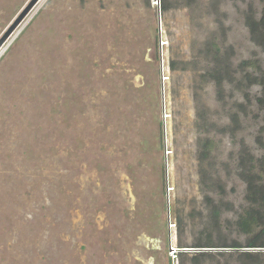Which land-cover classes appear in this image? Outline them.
<instances>
[{
    "label": "rangeland",
    "instance_id": "obj_1",
    "mask_svg": "<svg viewBox=\"0 0 264 264\" xmlns=\"http://www.w3.org/2000/svg\"><path fill=\"white\" fill-rule=\"evenodd\" d=\"M34 1L0 0V264H178L212 203L237 239L238 154L264 120L229 131L242 89L201 76L208 42L262 58L243 17L262 1Z\"/></svg>",
    "mask_w": 264,
    "mask_h": 264
},
{
    "label": "trees",
    "instance_id": "obj_2",
    "mask_svg": "<svg viewBox=\"0 0 264 264\" xmlns=\"http://www.w3.org/2000/svg\"><path fill=\"white\" fill-rule=\"evenodd\" d=\"M162 1L165 3L163 8H168L171 0ZM184 1L189 5L196 2V0ZM261 1L262 7L259 12L253 8L252 4H249L243 17L249 40L260 50L263 55L262 58L242 60L236 67H232L229 51L222 52L212 42H208L206 49H204L206 55L212 60V67L205 70L201 76L204 82L207 79H212L219 87L223 83H228L235 86L236 89L241 88L243 91L244 103L238 104V112L230 115L232 126L229 127V131L232 132L235 131V128L239 130L241 127L240 117L243 118V116L248 115L251 107L257 111L255 118H259L261 115L264 120V0ZM254 142L260 154L250 153L248 146L245 145L244 148L242 146V150L238 154L239 160H237V175L245 186L244 199L246 205L234 221V226L238 232L237 237H242V239H228L222 235L220 230H216L222 228V222L219 219V207L212 203L206 221H202L203 233L196 240V243L193 246H183L178 242V249L190 247L194 249L193 253L178 251L175 255L178 264H204L208 260L234 256L237 252H242L239 253L238 259L243 264H264V253L249 252L250 250L260 251V249H264V124L256 132ZM206 143L209 144L208 141H205L203 147L209 148L205 145ZM205 153L209 155V149L208 152L204 150V157H208ZM200 172L205 181L212 183L211 186L216 185L206 170L202 168ZM175 221L179 227L182 226L181 218ZM215 248L226 250L215 253L207 250ZM242 249L249 250L243 251Z\"/></svg>",
    "mask_w": 264,
    "mask_h": 264
},
{
    "label": "flooded vegetation",
    "instance_id": "obj_3",
    "mask_svg": "<svg viewBox=\"0 0 264 264\" xmlns=\"http://www.w3.org/2000/svg\"><path fill=\"white\" fill-rule=\"evenodd\" d=\"M155 241H156V240H155ZM158 241H159V240H158ZM150 242H152V241L150 240ZM168 242H169V243H168L169 247H172L174 243L171 241V237H170V236L168 237ZM153 248H154V247H153ZM151 249H152V247H151ZM156 249H157V248H156ZM173 251L177 253V251H175V250H173ZM176 253H175V254H176ZM175 257H176V256H175Z\"/></svg>",
    "mask_w": 264,
    "mask_h": 264
},
{
    "label": "water",
    "instance_id": "obj_4",
    "mask_svg": "<svg viewBox=\"0 0 264 264\" xmlns=\"http://www.w3.org/2000/svg\"><path fill=\"white\" fill-rule=\"evenodd\" d=\"M35 1H36V0H35ZM35 1H34V2H35ZM22 16H23V15H22ZM22 16H21V18H22ZM11 29H12V28H11ZM10 31H11V30H10ZM0 43H1V42H0ZM177 251H186V249H183V250H182V249H179V250H177Z\"/></svg>",
    "mask_w": 264,
    "mask_h": 264
}]
</instances>
